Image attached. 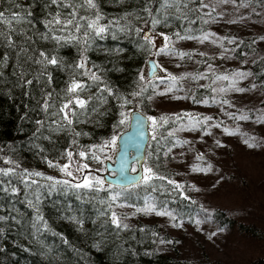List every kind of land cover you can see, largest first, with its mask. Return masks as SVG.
<instances>
[{"label": "trees", "instance_id": "16d2710c", "mask_svg": "<svg viewBox=\"0 0 264 264\" xmlns=\"http://www.w3.org/2000/svg\"><path fill=\"white\" fill-rule=\"evenodd\" d=\"M97 2L105 16L101 23H107L110 19H119L120 24L127 25L129 30L115 31V37L108 33L104 39L94 38L91 47L85 53L89 66L95 65L93 71H97L104 82L119 95L131 100V103L123 109L126 113L138 109L149 117H172L169 113L159 115L153 111V97L157 88L154 92L149 86L142 97L132 96L133 92L139 90V73H144L147 60L154 52L149 46L140 47V44L144 43L141 38L144 33L137 35L136 29L151 28V17L144 11L146 6L151 7L153 16L161 18V14L157 12L160 0H97ZM235 2L250 6L253 13L261 11L264 13V0H235ZM195 6L189 5V7ZM25 9L31 13L28 17L29 22L13 24L16 31L12 33V39L16 47L8 48L0 43V61H3L5 55L8 58L7 63L0 67V72L3 73L0 76V150H2L0 156L11 157L21 168L42 172L45 177L52 176L57 180L67 179L75 183L77 178L82 179L81 174L75 173V168L72 169L74 176L68 177L59 169L49 167L44 157L58 161L62 165L67 162V158L61 155L65 149L87 150L91 145H100L113 135H120L127 130L130 117L128 123L117 127L121 118V102L109 96L107 103L99 106L98 112L81 117L80 122L74 123L75 131L81 133L79 137H75L78 140L77 145L70 144L72 134L51 133L48 130L47 124L53 118L46 117L40 109V104L43 103L42 90L54 93L58 107L70 77L75 75L77 79L82 80H87V77L72 72V67L80 59L81 54L76 45L59 46L51 39H42V34L48 32L43 22L50 18L49 13L54 14L58 10L55 5L49 6V0H12L11 3L9 0H0V11H4L6 15L12 11L23 12ZM81 14L91 13L81 10ZM125 14H130L128 21L121 19ZM196 15L189 13L188 20L169 16L168 21L156 26L153 32L163 31L175 38L173 35L175 32L179 31L181 35H185L186 30L190 29L187 34L200 36L203 32H208V29L203 20L197 19ZM191 20H195V23H190ZM145 21L149 23L146 24ZM20 28H23L24 32L21 33ZM179 41L181 43L183 40ZM22 48L27 51L22 52ZM41 51L56 55L63 60L62 68L50 65L46 69L52 77L51 85L45 82V77H40L39 82L35 79L42 71L41 66L34 62ZM231 56L251 73L247 77L246 87L264 95V55L261 54L259 47L249 43L247 37H242L236 46L232 47ZM27 57L32 59L29 60ZM199 60L201 68L197 69L198 73L202 72L206 64L214 61L209 55H202ZM21 72L25 73L24 80H33V84L27 88L20 86L23 83L20 79ZM214 74H206V83L201 89L194 88V92H198L195 100L192 98L194 103H201L204 98L213 95ZM154 82L159 85L158 81ZM253 84L257 87L252 88ZM209 85L211 87H208ZM93 94H99L96 86L81 93L85 99ZM148 96H152V99L149 100ZM260 106H264V97ZM250 111L252 116L255 113L260 116L262 113L260 107ZM37 120H45V127L40 132H36ZM181 123L186 122L169 121L158 130L157 139L152 138L153 132L150 127L151 140L147 145L144 166L152 167L158 174L175 181H177L175 179L177 171L172 161L177 146L173 147V145L177 139L181 141L183 136L177 132L175 138L168 137L161 140L160 134L166 136L168 131L179 128ZM46 136H50L51 139H45ZM168 148H172V151L165 156L163 153ZM110 153L111 149H105L102 154L98 153L101 156L100 162L91 158L81 160L78 156L74 159L89 164L94 175L104 178L102 169L106 167V160L109 158L105 157H110ZM0 167H9V165L0 161ZM35 179L42 185L39 188L40 200L36 208L30 207L26 202V196L36 202V196L32 194L35 185L33 189H28L13 179V184L20 188V193L12 195L0 192V216L6 217L4 221H0V229H2L0 264H187L178 254H169L161 250L160 240L173 241L175 238L173 232L160 223L144 221L141 215L145 216V213L136 212L137 208H143L145 201L149 200L156 204L158 211L165 208L171 211L177 220L189 217L196 212V204L184 188L183 193L190 199H185L179 191H172L171 185L160 180H154L147 186L141 184L128 189L111 184L113 187L106 192L87 193L65 185H57L55 190L50 191L48 187L50 182L44 177ZM108 184L106 182V187ZM116 192H122V195L113 202L111 209L107 204L100 203L101 200H108L109 196ZM111 211H115L129 228L116 229L108 220ZM101 212L106 215H100ZM38 215L42 216L43 220L37 224ZM210 215L222 226L225 224L228 228L236 230L239 236H243L248 241L253 240L254 249L251 255L240 259L241 264H264L262 224H258L251 217L248 221H244L240 213L228 209L213 208ZM73 216L76 217L75 221L71 219ZM34 224L36 227H33Z\"/></svg>", "mask_w": 264, "mask_h": 264}, {"label": "rangeland", "instance_id": "374dc122", "mask_svg": "<svg viewBox=\"0 0 264 264\" xmlns=\"http://www.w3.org/2000/svg\"><path fill=\"white\" fill-rule=\"evenodd\" d=\"M205 3L215 7V11L212 12L215 20L204 16L209 20L205 27L208 32L215 33L211 39L228 38L224 40L223 47L219 43L213 44L211 39L204 43L195 39L183 40L180 43L173 38L175 48L178 51L192 53L191 58L180 59L178 56L165 54L153 55L156 51L153 48L154 52L149 59L154 58L162 69H166L162 71L158 68L156 75L171 74L181 77L185 73L194 75L215 73L212 78L213 88H227L229 81L213 83L216 75L231 74L236 71L248 72V69L242 67V63L232 59L231 56L232 47L236 46L242 37H247L248 42L259 47L261 54L264 55V40L261 39L264 37V13L263 11L253 13L250 6L232 3L231 0L228 3L205 0ZM209 10L204 9V12ZM148 31L150 30L145 29V32ZM231 39L236 43H229ZM155 42L157 48L161 47L164 43L163 37L156 35ZM201 53L204 56H211L214 61L206 64L202 72L198 73L197 69L201 68L199 60ZM148 71L149 66L146 65L144 69L146 77H149ZM205 83L206 79H183L178 85L179 90L165 95L156 93L163 92L168 82L159 83L152 104L153 111L159 115L169 113L175 116L180 113V115L190 113L201 119L212 117L207 125H202L199 129L178 131V134L183 136L181 141L188 143L177 145L173 152L172 162L177 171L175 179L194 199L196 212L175 221L168 216H159L155 212L145 213V216L141 215V217L147 222L160 223L173 232L174 240H170L172 243H160L161 250L169 254H178L187 264H241L240 259L251 255L254 249L253 240L248 241L243 236H239L236 230L214 221L210 212L213 208L228 209L240 213L244 221L253 218L258 224L263 225L261 226L264 235V122L258 121L256 119L258 115L255 113L252 116L250 111L260 107L264 112V106H260L264 95L246 87L248 83L246 78L239 80L237 84V87L246 89L244 92L230 90L220 93L212 90L213 95L204 98L209 101L207 104L194 103L192 98H196L198 94L197 91L194 92V88L201 89ZM213 98L219 103H214ZM224 100L229 101V104H224ZM242 114L248 115L249 119L234 118ZM185 122L187 123L186 120ZM215 124L220 126L214 127ZM225 128L234 131L235 134L229 135L224 131ZM248 137L255 138L250 142L256 143V147H249L244 143ZM116 148H111L109 155L111 159L117 151ZM201 155L203 159H197ZM111 159L106 160V163ZM209 164L212 166L209 172L193 171L194 166L206 168ZM104 167L102 170L105 174L107 170ZM197 220L201 223L197 224ZM174 224L180 226L176 227Z\"/></svg>", "mask_w": 264, "mask_h": 264}, {"label": "snow or ice", "instance_id": "6c2138e0", "mask_svg": "<svg viewBox=\"0 0 264 264\" xmlns=\"http://www.w3.org/2000/svg\"><path fill=\"white\" fill-rule=\"evenodd\" d=\"M11 3L12 0H9ZM219 3H228L229 0H218ZM232 3H235V0H231ZM196 5L195 7H189V5ZM55 5L57 7V11L53 13H49L47 18L44 20V25L48 29L47 33L42 34V39L48 40L51 39L55 41V43L59 46H63L65 44H74L80 49V59L76 62V64L72 67V72L78 73L80 76L87 77V80L77 79L75 75L70 77V81L64 90V96L61 97L59 106L57 107V101L55 99L54 93L52 91H43L42 90V99L43 103L40 104V109L45 113L46 117L50 116L51 122L47 124V128L51 133H61V132H68L73 135V138L70 141L71 145H77L78 140L75 137H79L81 133L76 132L73 128L74 123L80 122L81 117L90 116L91 113L98 112L99 106L107 103V97L112 96L118 101H120V108L122 109L120 112V120L118 121L117 127L124 125L129 122V114L126 113L123 109L126 105L131 103L127 97L119 95L112 87H110L106 82H104L103 77L98 74L97 71H93L96 68L95 65L89 66L88 57L85 53L91 47V43L94 38L104 39L105 35L111 33L113 37H115V31L125 32L129 29L127 25H121L119 19H110L107 23H101L105 19L104 14L100 10V6L97 0H49V6ZM19 7V5H17ZM174 11H171L173 10ZM204 9H210L208 12H204ZM81 10L85 12L91 13L90 15H82ZM144 11L151 17L150 20V31L145 32L144 28L136 29L137 35L140 33H144L141 37L143 42L140 44L141 48H145L149 46L150 48H155L156 51L153 55L165 54L171 56H178L180 59H184L185 57L191 58L192 53L189 52H182L178 51L175 48V42L173 41L172 36H168L165 33L161 32L158 34H152L156 26L166 23L169 19V16H172L175 19H183L188 20L189 13L197 14L196 18L203 20L206 24L209 20L204 19V16L211 17L212 20H215V17H212V12L215 11V7L211 6L209 3H205V0H160V6L157 9V12L161 14V18H157L153 16L151 7L146 6ZM203 13V15H199ZM31 15L27 9L23 12H16L12 11L9 12L7 15L4 11H0V43H3L8 48H15L16 44L12 39V33L16 31V28L13 27V24L20 25L24 22H29L28 17ZM128 15L125 14L121 19L128 21ZM139 19L140 17H136ZM190 23H195V20L189 21ZM130 23V21H129ZM146 24L149 21H145ZM231 23H235V21H231ZM19 31L22 33L24 32L23 28H20ZM190 32L186 30L185 35H181L179 31L175 32L173 35L177 40H198L200 43H204L205 41H209L212 37L215 36V33L210 32H203L200 36H193L187 34ZM57 33H60L57 35ZM156 35L163 37L164 43L161 47H156ZM30 39V38H29ZM227 37L219 38V40L211 39L213 44L219 43L221 47H223V42ZM264 40V37H261ZM229 43H236L234 39L228 41ZM22 52H26V49H21ZM120 51V50H116ZM228 50L226 49L225 52ZM201 55H204L201 53ZM7 56L3 58V61H0V67H3L7 63ZM27 59L31 60L32 57H27ZM36 64L41 66L42 71L35 77L39 82L40 77H45V82L48 85L52 83V77L50 73L46 72L48 66H56V67H63V60L62 58L45 53L43 51L39 52L38 58L34 61ZM152 71L155 72L158 68L162 71H166V69H162L161 66L157 63H153L151 65ZM211 70V66H209ZM3 73L0 72V76ZM25 73H20V79L23 83L20 85L21 87L27 88L28 86L33 84L32 79L24 80ZM250 72H243V71H236L231 74L225 75H216V81H229V85L227 88L220 87V88H213L214 92L224 93L227 91H236V92H244L246 89L237 87L238 81L241 79H246L250 76ZM191 78L192 80H200L206 79L207 76L205 74H191L185 73L181 77L173 76L171 74L167 76H159L156 75L154 79H149L145 76L143 72L139 73L138 76V91L132 93L133 98L142 97L145 92L148 91L149 86L153 88L155 92L156 88H158V84L154 81H159V83L163 84L165 81L168 82L166 89L163 92H159L156 94L165 95L167 93L174 92L178 89V85L180 81L183 79ZM102 85V86H101ZM92 86L97 87L98 95L93 94L89 95L87 99H85L81 93L88 91ZM208 87H211L209 85ZM257 85L253 84L252 88H256ZM27 94V93H26ZM149 100L152 99V96L147 97ZM180 99L182 97H176ZM195 100V97H193ZM95 101V103H92ZM203 103L207 104L208 100H203ZM214 103H219V101L213 98ZM224 104H229V101L224 100ZM91 105V107H90ZM52 109V111H50ZM102 114V113H101ZM133 118L136 122L137 132L142 135V126L145 123L144 119L141 117H136L133 115ZM240 120H248L249 116L246 114H242L239 117H234ZM212 119V117H203L202 119L196 117L190 113H185L183 115L177 114L175 116H160V117H148L147 120L150 121V125L153 132V139H157V133L160 128H163L165 124H168L169 121L176 122V121H187V123H181L179 128H174L171 131H168L166 136L160 134V139L164 140L168 137L175 138L176 133L178 131L183 130H196L201 128L202 125H207L208 122ZM257 120L260 122H264V112L260 116L257 117ZM35 123L38 125L36 132H40L42 128L45 127V120H37ZM214 127H219V124L213 125ZM224 131L229 135L235 134L234 131H230L228 128H225ZM35 135V133H34ZM45 139H51L50 136H46ZM122 139L119 135H113L110 139L103 141L100 145H91L87 148V150H78L73 151L71 148L65 149L61 155L67 158V162L64 164H60L58 161L48 160L47 157H44L46 163L49 167L57 168L60 172L65 173L68 177H73L74 172L73 168H75V173H79L82 176L81 178H77L76 182L73 183L70 180H57L52 176H44V173L39 171H30L28 169L21 168L18 162L11 159V157H4L0 156V161H3L4 164L9 165V167H0V192L18 195L20 193V188L13 184V179H15L19 184L25 186V188L33 189L35 185L36 188L33 190V195L36 196V202L34 203L31 199H28L26 196V202L30 207L36 208V204L39 203L40 196H39V188L42 187L40 181L35 179L36 177H44V179L49 183L48 187L49 190H55L57 185H65L68 188L76 189V190H84L87 193H100L106 192L109 188L113 186L108 184L106 187V181L102 177H98L93 174V171L90 168V165L87 163H81L78 160H75L74 157L78 156L81 160H87L91 158L97 162L101 161V156L98 153H104L105 149H111L117 147V142ZM254 137H248L244 140V143L247 144L249 147H256V143L250 142L254 141ZM186 144L188 141H180L176 140L173 147ZM219 144V141H217ZM2 151V150H0ZM172 151V148H168L166 152L163 154L167 156ZM109 158L110 157H105ZM197 159H203V156H198ZM128 162L126 160L121 161V167L118 170L119 174L124 178L127 179L126 176L123 174L128 170L127 167ZM212 166L209 164L206 168H202L199 166H194L193 171L199 172H209L211 171ZM87 170V171H86ZM132 172H136V168L131 169ZM117 173H113L116 175ZM6 178V179H5ZM154 180L166 181L168 185L172 186V191L176 192L179 191L181 195L184 196L185 199H190L183 193V185L173 179H169L167 176L158 174L152 167H143V174L139 176L138 179L129 181L128 184H121L119 185L122 189H128L130 187H135L138 185H150ZM198 190V189H197ZM122 192H116L111 194L108 200H101L100 203L107 204L108 208H112L113 202H116ZM123 207L124 205H120ZM136 212H143L146 214H150L155 212L159 216H168L173 221L177 219V217L169 210L162 209L157 210V206L152 201L146 200L145 206L143 208H137ZM135 214V213H134ZM100 215H106V213L101 212ZM6 219L5 216H0V221H4ZM72 220H76V217H71ZM43 220L42 216L36 217L37 224ZM109 222L115 226L116 229H128L129 225L124 223L120 216L117 215L115 211H111L108 217ZM197 224L201 223V221L197 220ZM174 226L179 227V224H174ZM33 227H36L34 224ZM44 227H47V224H44ZM39 230V229H38ZM2 231V229H0ZM215 235V233H212ZM66 242V241H65ZM161 244L164 243H172L171 241H164L160 240ZM95 247H99V245H94Z\"/></svg>", "mask_w": 264, "mask_h": 264}, {"label": "water", "instance_id": "95a60500", "mask_svg": "<svg viewBox=\"0 0 264 264\" xmlns=\"http://www.w3.org/2000/svg\"><path fill=\"white\" fill-rule=\"evenodd\" d=\"M149 32V31H148ZM148 66H149V77L152 78L154 75L157 74L158 69L153 72L151 65L155 62V59H148ZM158 64V63H157ZM133 115L136 117H141L144 119L145 123L142 126L143 134L140 135L137 132L136 122L133 118ZM130 122L129 128L119 136L122 137L120 141L117 142V151L113 156V161H108L106 163V170L107 172L104 175V179L107 183L112 185H121V184H128L129 181L138 179L140 175L143 174V167L146 161V150L149 141L151 140L150 137V121L147 120L149 116L145 113L141 112L138 109H132L129 113ZM126 160L128 162L127 167L128 170L123 174L126 176L127 179H124L119 174V169L121 167V161ZM136 164V172H132L131 169ZM135 168V167H134ZM113 173H117L113 175Z\"/></svg>", "mask_w": 264, "mask_h": 264}]
</instances>
